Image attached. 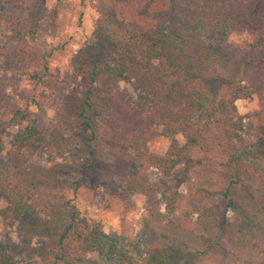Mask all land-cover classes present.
Masks as SVG:
<instances>
[{"label": "trees", "instance_id": "1", "mask_svg": "<svg viewBox=\"0 0 264 264\" xmlns=\"http://www.w3.org/2000/svg\"><path fill=\"white\" fill-rule=\"evenodd\" d=\"M91 1L108 28L107 53L91 66L68 40L35 55L33 19L0 11V124L25 126L23 148L0 149L3 215L33 217L20 252L43 264L89 253L103 264H264V0ZM3 2L28 10L37 0ZM59 56L84 73L68 94ZM129 78L140 93L123 108L110 84ZM250 94L260 104L253 141L236 107ZM45 104L52 119H40ZM161 134L184 145L156 154L148 145ZM154 167L157 192L146 181ZM134 193L147 198L154 234L142 257L69 209L83 198L114 210ZM8 250L0 242V264L14 263Z\"/></svg>", "mask_w": 264, "mask_h": 264}, {"label": "rangeland", "instance_id": "2", "mask_svg": "<svg viewBox=\"0 0 264 264\" xmlns=\"http://www.w3.org/2000/svg\"><path fill=\"white\" fill-rule=\"evenodd\" d=\"M0 11L23 17L29 16L33 19L35 29L26 42L34 48L35 55L48 53L62 40L70 41L73 50H81L88 66L99 64L107 53L108 28L100 25L99 12L91 0H37L28 10H21L3 2L0 4ZM240 39L241 36L238 34L231 37L234 43ZM54 65L58 69L57 75L61 78L62 93L76 91L85 81L84 73L67 66L63 56L55 59ZM110 87L120 93L123 108L136 106L138 103L140 84L135 79H117L110 84ZM259 106L256 94H250L236 102L237 113L243 116L241 135L246 140H255L257 119L253 113ZM53 116V106L45 104L40 119L43 117L52 119ZM24 132L23 125L0 124L2 154L6 155L23 148L20 137ZM184 142L185 139L181 134L175 137L161 134L153 138L148 146L152 152L164 154L170 149L182 147ZM261 147L264 158V144ZM103 156L107 155L103 153ZM159 177L160 171L154 167L146 180L155 192L160 190ZM146 201L147 198L143 193H134L125 207L119 206L114 210H108L102 208L99 203H90L78 198L69 209L75 212L79 223L99 225L108 236L119 244L130 246L137 257H142L154 240L151 225L146 218L148 210ZM9 205L8 195L0 189V242L9 244L8 253L14 256L13 264H43L38 256L29 257L20 252L22 230L33 220V217L11 221L3 215ZM103 262V259L98 260L96 254L89 253L82 264H103ZM112 264H120V260L116 258ZM185 264H191L190 260H186Z\"/></svg>", "mask_w": 264, "mask_h": 264}]
</instances>
